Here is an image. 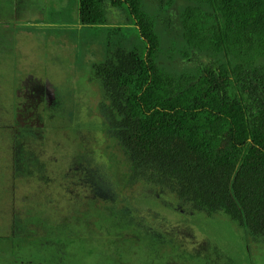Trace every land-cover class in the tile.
Segmentation results:
<instances>
[{
    "label": "rangeland",
    "instance_id": "rangeland-1",
    "mask_svg": "<svg viewBox=\"0 0 264 264\" xmlns=\"http://www.w3.org/2000/svg\"><path fill=\"white\" fill-rule=\"evenodd\" d=\"M75 4L0 0V264H264L225 214L120 180L91 72L106 31L74 28Z\"/></svg>",
    "mask_w": 264,
    "mask_h": 264
},
{
    "label": "trees",
    "instance_id": "trees-1",
    "mask_svg": "<svg viewBox=\"0 0 264 264\" xmlns=\"http://www.w3.org/2000/svg\"><path fill=\"white\" fill-rule=\"evenodd\" d=\"M72 20L106 31L91 72L128 159L120 180L164 185L264 241V0H76Z\"/></svg>",
    "mask_w": 264,
    "mask_h": 264
},
{
    "label": "crops",
    "instance_id": "crops-1",
    "mask_svg": "<svg viewBox=\"0 0 264 264\" xmlns=\"http://www.w3.org/2000/svg\"><path fill=\"white\" fill-rule=\"evenodd\" d=\"M5 26V25H4ZM6 27V26H5Z\"/></svg>",
    "mask_w": 264,
    "mask_h": 264
}]
</instances>
